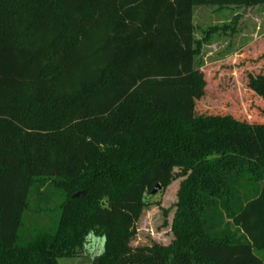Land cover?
Listing matches in <instances>:
<instances>
[{
  "label": "trees",
  "instance_id": "obj_1",
  "mask_svg": "<svg viewBox=\"0 0 264 264\" xmlns=\"http://www.w3.org/2000/svg\"><path fill=\"white\" fill-rule=\"evenodd\" d=\"M257 6L0 0V264L80 258L91 236L95 264H264V128L199 118L194 98V8ZM175 169L173 241L132 247ZM205 180L223 181L219 198L198 196ZM51 210L54 229H24Z\"/></svg>",
  "mask_w": 264,
  "mask_h": 264
},
{
  "label": "rangeland",
  "instance_id": "obj_2",
  "mask_svg": "<svg viewBox=\"0 0 264 264\" xmlns=\"http://www.w3.org/2000/svg\"><path fill=\"white\" fill-rule=\"evenodd\" d=\"M193 24L196 39L194 98L199 118L231 117L234 120L264 128V6L257 7H195ZM247 151H256V141L240 134ZM174 176L167 188L153 194L136 223L131 246L153 244L168 246L174 239L172 223L177 212L179 192L187 177ZM223 181L205 180L198 196L208 194L219 198ZM30 202L35 205L31 196ZM53 208V205H51ZM28 216V217H27ZM25 230L54 229L59 217L51 210L36 226L28 214ZM104 251V240L88 238L85 254L80 258H61L59 264H95Z\"/></svg>",
  "mask_w": 264,
  "mask_h": 264
},
{
  "label": "water",
  "instance_id": "obj_3",
  "mask_svg": "<svg viewBox=\"0 0 264 264\" xmlns=\"http://www.w3.org/2000/svg\"><path fill=\"white\" fill-rule=\"evenodd\" d=\"M161 190V186L160 185H157L156 186V188L154 189V191H153V194H156L158 191H160ZM80 196V194H76L75 196H74V198H77V197H79Z\"/></svg>",
  "mask_w": 264,
  "mask_h": 264
}]
</instances>
